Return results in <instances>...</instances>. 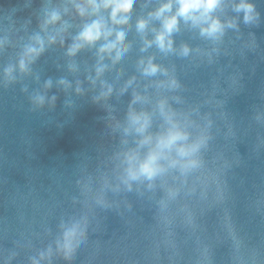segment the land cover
Masks as SVG:
<instances>
[{"label":"water","instance_id":"95a60500","mask_svg":"<svg viewBox=\"0 0 264 264\" xmlns=\"http://www.w3.org/2000/svg\"><path fill=\"white\" fill-rule=\"evenodd\" d=\"M163 2L133 0L127 50L101 60L103 38L68 49L98 16L119 30L110 9L81 17L85 0H0V264H264V0H246L249 21L240 0H222L217 37L179 18L171 50L156 45L162 22L149 17ZM52 11L61 19L45 27ZM37 34L44 51L21 71ZM149 57L159 68L146 75ZM130 113L149 116L145 133ZM173 123L188 134L178 143L198 150L174 147L152 179H129Z\"/></svg>","mask_w":264,"mask_h":264},{"label":"clouds","instance_id":"9594fccd","mask_svg":"<svg viewBox=\"0 0 264 264\" xmlns=\"http://www.w3.org/2000/svg\"><path fill=\"white\" fill-rule=\"evenodd\" d=\"M133 4V0H85V3H76L75 7L81 17L86 14L98 15L101 9H110L109 17L112 25H120L119 30H115L110 27L102 16H98L97 19L91 21V23H85L82 31L74 38V43L68 49V55L74 56L78 50L83 48L85 45L92 46L96 41L101 38L104 39L105 43L99 48L100 59L103 60L104 53H107L109 57H112L113 50H115L116 57H119L123 51L127 50L128 45L124 43L125 31L128 23L127 14L130 12ZM176 7L175 12H173V7ZM222 0H167L163 2L154 11L149 13L150 18H155L161 20V28L155 31L154 41L156 45L161 50H171L172 49V33L178 30V19L182 18L187 24L191 22L193 26L200 27V33L203 36L217 37L222 35L225 25L221 22L218 16H214V11L220 7ZM88 8L91 12L88 13ZM236 11L244 10L245 21L252 19L253 5L247 3L246 0H240V3L235 5ZM61 19L60 13L57 11H52L48 14L45 20V27L48 24H54ZM148 19L140 18L137 22V29L141 33L144 32L148 25ZM233 25L232 21L228 22V26ZM115 33V39L109 40ZM34 44L28 45L25 48L24 54L19 61V67L21 71H27L28 64L34 61L45 48L44 39L38 34L33 37ZM56 36L52 35L48 37V43H54ZM2 43V42H0ZM63 43V40H61ZM152 40H146L145 47L151 45ZM189 51L188 46L183 47V53L187 54ZM143 63V61H141ZM106 66H101L97 68V75L103 72ZM159 66L152 62V58L149 57L147 65L144 67V73L155 74L158 71ZM13 69L11 67L5 69L6 75H11ZM60 83H65V81H60ZM172 85L175 86L176 82L173 80ZM49 81L46 86H50ZM79 91V89H77ZM105 95V93H102ZM37 101L43 103V97L38 96ZM161 111H164L163 102L161 103ZM130 121L135 125V130L138 133H145L149 124L150 118L146 113H130ZM171 122V117H168ZM151 135L144 136V139L140 141L141 145L151 142ZM188 139V134L181 129L176 124H172L166 133H162L157 136L155 147L151 149L145 159L139 164L138 169L129 168L128 177L129 179L135 180L141 176L148 179H152L159 171H161V166L159 165V160L162 157H166L169 152L175 147L176 152L179 156H191L199 148V143H194L190 146H185L181 141H186ZM135 159L134 155L129 156V162ZM175 160L172 161L174 165ZM196 161L192 160L189 162V166H195ZM77 226H72L64 232V244L63 249L65 251V257L67 258L74 248L77 237ZM79 235H83V231L80 230ZM33 264H38V261H34Z\"/></svg>","mask_w":264,"mask_h":264}]
</instances>
